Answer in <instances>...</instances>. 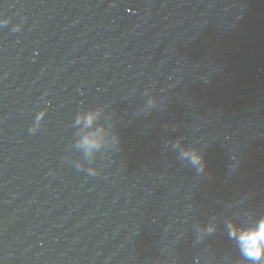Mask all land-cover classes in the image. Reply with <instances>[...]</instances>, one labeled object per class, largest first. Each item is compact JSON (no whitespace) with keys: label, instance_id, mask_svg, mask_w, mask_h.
<instances>
[{"label":"water","instance_id":"obj_1","mask_svg":"<svg viewBox=\"0 0 264 264\" xmlns=\"http://www.w3.org/2000/svg\"><path fill=\"white\" fill-rule=\"evenodd\" d=\"M262 220L264 0H0V264H264Z\"/></svg>","mask_w":264,"mask_h":264},{"label":"clouds","instance_id":"obj_2","mask_svg":"<svg viewBox=\"0 0 264 264\" xmlns=\"http://www.w3.org/2000/svg\"><path fill=\"white\" fill-rule=\"evenodd\" d=\"M41 115H43V112H41ZM197 159L199 158L197 157ZM241 240L245 247V254L254 260H259L261 255L264 254V220L242 230Z\"/></svg>","mask_w":264,"mask_h":264}]
</instances>
